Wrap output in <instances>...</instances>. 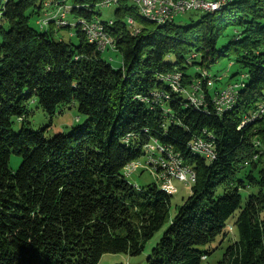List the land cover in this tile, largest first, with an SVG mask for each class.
I'll use <instances>...</instances> for the list:
<instances>
[{"label": "trees", "instance_id": "trees-1", "mask_svg": "<svg viewBox=\"0 0 264 264\" xmlns=\"http://www.w3.org/2000/svg\"><path fill=\"white\" fill-rule=\"evenodd\" d=\"M44 2L0 0V264H97L108 252L139 254L166 222L147 264H203L213 250L206 246L232 217L237 236L215 264H264V0H239L189 24L140 18L133 27L126 17L136 10L119 7L110 32L120 67L78 26V43L56 37L53 24L70 27L68 20L33 24ZM230 27L242 31L218 46ZM223 57L249 79L231 86L235 98L220 111L215 98L230 86L214 95L204 80L195 96L185 84L189 68ZM176 71L179 86L167 79ZM33 98L50 116L77 103L86 118L48 136L25 118ZM201 136L218 156L195 151L191 142ZM154 137L196 170L173 214L172 191L156 182L137 187L125 172ZM12 152L23 156L16 170Z\"/></svg>", "mask_w": 264, "mask_h": 264}, {"label": "rangeland", "instance_id": "rangeland-1", "mask_svg": "<svg viewBox=\"0 0 264 264\" xmlns=\"http://www.w3.org/2000/svg\"><path fill=\"white\" fill-rule=\"evenodd\" d=\"M74 1L76 3H74ZM47 0V6L44 7L40 15H35L32 19L31 22L33 24H36L37 20L39 19H44L47 17L45 20L48 21L49 23L54 20L56 22V16L54 17L55 13L57 15L59 6L64 5L68 6L71 10V12L68 9V16L67 20L68 22L66 24H71L70 27H61L64 26H57L53 24V27L55 29V34L56 37H63L66 40H71L74 43H78L79 37L77 35V30L82 29L84 32L85 36L88 38L89 31L83 29L82 22H80L81 16H76L74 13V8L72 10V6H78L80 8H85L90 15L88 16V23H91L92 21H95V19H100L101 21L103 20H108L107 23L104 21V28H100L96 30V33L101 34L102 32H107L109 35L114 40V45L116 47H113L109 45L107 48L100 50L102 52V56L109 61L112 62V64L115 67H120L122 66V55L119 51H117V41L114 36H112L110 32V27L114 24V18H115V10L118 9L119 7H126L127 5H131L132 8L136 10V13L133 15H128L126 17L127 23L130 27H133V23H137V19L144 18L151 20L146 16V12L143 9V5L140 4L138 0H117L116 2L114 0L111 1L110 5H105L104 3L100 4L99 2H96L95 4H91L89 2H85L82 0ZM104 1V0H103ZM239 1V0H233L231 3H229L226 7V10L232 8L234 4ZM49 2V4H48ZM52 2V4H50ZM230 2V1H229ZM76 4V5H75ZM227 4V3H226ZM54 6L53 8L50 9L49 6ZM77 7V8H78ZM225 7H221L224 9ZM217 9L214 11H208V10H203V9H197V10H191L187 11L181 15H179L175 21L179 24H189L193 23L199 19L208 12H217L222 9ZM47 10V11H46ZM53 13H52V12ZM47 12V13H46ZM47 14V15H46ZM51 17V18H50ZM54 17V18H53ZM132 17L134 19L133 23L129 22V18ZM50 18V19H48ZM89 20L91 22H89ZM154 21V20H151ZM172 21V20H171ZM170 21V22H171ZM43 22V23H45ZM46 22L45 25H48L49 23ZM169 22V21H168ZM57 23V22H56ZM158 23V22H157ZM166 23V22H165ZM6 24V23H5ZM89 25V24H86ZM8 26V24H6ZM78 26V28L76 27ZM101 29V30H100ZM240 31H242L241 27H230L227 29L225 34L220 38L218 46L222 47L225 44H228L231 39H233ZM88 33V34H87ZM110 38V37H109ZM195 71H200V73L203 74V76L196 77L197 73ZM244 69H240V67L235 64V60L230 57H223L219 62L212 64L209 66V68H203L196 66V67H191L189 68V73L192 74V83H199V81H206L208 79H213L214 83L211 85L212 90L215 91L214 95H216L219 90L223 88H227L228 86L233 85L235 89L242 88L243 87V81L247 82L248 81V76L246 74H243ZM166 73V72H165ZM163 74V73H162ZM206 74V75H205ZM179 76V77H178ZM233 76V77H231ZM168 80L172 83H176L179 85L182 82V72L181 71H176L175 73H171L167 76ZM170 78V79H169ZM173 78V79H172ZM178 78V79H177ZM177 82H176V81ZM180 80V82H179ZM179 82V83H178ZM175 84V85H176ZM230 88V87H228ZM227 88V89H228ZM188 91H190L191 94L196 95H201L199 92H193L191 89L186 88ZM232 90V89H231ZM186 93L185 91L181 90L179 94ZM156 95L154 94V99H156ZM188 95V94H187ZM235 97V96H234ZM195 101H199L197 98H194ZM143 100V99H142ZM149 101V99H147ZM153 102V101H152ZM150 104H153V103ZM163 102V101H162ZM261 104H264V102L260 103L258 108L261 106ZM165 110L168 111L166 108V102H164ZM225 106H221L219 110L224 111L226 109ZM29 111L26 114V120L29 122L28 124L32 126L35 129H39L41 127H45L47 129L46 134L48 136H52L58 132L64 131L68 132L72 129V126L74 124H77L78 122H82L85 120L86 116L79 111L77 103L71 104L69 106H64L62 112L60 110L53 116H50L48 113H46L42 107L39 105L37 102L36 98H33L29 102ZM223 108V109H222ZM261 110V108H260ZM264 115V112L262 116ZM261 117V116H259ZM257 117V118H259ZM23 118V117H22ZM255 118V119H257ZM254 119V120H255ZM21 126V121L16 120L15 122V129L18 130ZM199 139V138H198ZM155 140V141H154ZM197 140V139H196ZM196 142V143H195ZM203 142V143H202ZM192 146L197 152H202L201 147L206 143L207 145L209 141L207 139L195 141V139L191 142ZM200 144V145H199ZM164 147L165 144L159 141L157 137H154L153 141L151 140L144 148V153L137 159L132 160L131 162H137L138 166L136 169L133 171L130 170L128 167H126V174L128 175L127 178L130 182L133 184L139 186H145L150 183H158L160 186H164L166 189L170 190L173 192L172 196V214L175 213L177 206L182 204L184 199L191 193V188L194 183V181H189V182H182L177 180V178H174L171 181L165 182L162 180H158L157 178V170L148 163V153L151 151H157V147L159 146ZM198 147V148H196ZM210 147L213 148L214 151H216L215 146L210 145ZM150 151V152H149ZM23 160V156L12 152L11 154V159H10V167L14 170L18 169L19 166L21 165V162ZM235 217H232L229 221L227 226L224 228V230L219 233L207 246L206 248L213 249L212 252L208 255V258L204 260L203 264H215L219 259L222 258L224 251L226 248L231 244L236 236H237V229L233 228L232 223L234 222ZM168 227V223L166 222L164 225H162L154 234V236L147 242L145 249L139 253V254H128L125 252H108L105 253L100 261L97 264H147V258L149 254L151 253V250L154 245L157 244V242L160 240V238L163 236L165 230Z\"/></svg>", "mask_w": 264, "mask_h": 264}, {"label": "bare ground", "instance_id": "bare-ground-1", "mask_svg": "<svg viewBox=\"0 0 264 264\" xmlns=\"http://www.w3.org/2000/svg\"><path fill=\"white\" fill-rule=\"evenodd\" d=\"M111 1L112 0H104L103 3L105 5H110ZM114 1L116 2L117 0H114ZM138 1L140 2L141 5H143V9L146 12V16L149 17L150 19L162 22V21H166V20L175 19V18H177L179 16V15H168L167 17L162 16V15H160V13H158V11H153L152 9H148L146 7V5L144 4L143 0H138ZM229 1H232V0H217L216 2L212 3L210 6H202V7L195 8L194 10L203 9V10H208V11H214V10L220 9L224 4L228 3ZM48 4H49V2H48ZM50 4H52V2ZM68 9H69V7L65 6V13H68ZM66 16H68V14H64V10H58L57 15H56V13L54 15V17L57 19V21L59 23L67 22V17ZM46 18H44V19H46ZM50 18H48V19H50ZM80 21L82 22V24H84L83 25L84 29L89 31V35H88L89 40L94 41L95 43L97 42V44L99 45L100 48H105L107 46V43L105 41H101V40H105V35H106V37H109L107 32H105V31L102 32V30L100 29L101 30V34L98 35V33H96V30L99 29V27L102 28V29L105 27L104 24H103V21H101L100 19H95V21H92V22L89 20V22H91V23H88V20H86V19H81ZM133 21H134V19L132 17H130L129 18V22L133 23ZM86 24H89V25H86ZM132 26H134V23H133ZM105 29L106 28H104V30ZM110 41H111V39L109 38V43H110ZM171 81H173V80H171ZM179 82H180V80H179ZM173 84H174V86H179L176 83H173ZM175 88L176 87H174V89ZM233 89L234 88H232L230 86V88L224 89L222 91V93L219 95L218 98L227 97V99L224 102H222L221 104H219L218 108H220L221 106H226L228 103L233 101V99L235 98L234 97L235 96V92H234ZM203 138H204V136L202 138H199V139L197 138V140L195 139V141H199V140L201 141V140H203ZM153 139H152V141H153ZM159 141H160V139H159ZM209 141H211V139ZM208 144L213 146V144L211 142H209ZM170 147H173V146L171 144H165L164 147H162V146L157 147V151H151V152L149 151L150 153H148L149 154L148 155V163L151 164L158 171V173H160V175H161L160 180L168 182V181L173 180L174 178H177V169H181L182 168V174H183L184 178L186 179V182L195 181L196 180V170L193 168V166H191V164H190V168L189 167H184V162H186V161H185L184 157L182 156V154L180 152H178L177 150H175V149H171ZM193 147H195V146H193ZM196 148H198V147H196ZM198 150H199V148H198ZM200 150H202L203 154L206 157H208L209 159H212V158L215 157L213 148L210 147L209 145H207L206 143L201 147ZM134 163H135V165L137 167L138 166L137 162H130V164L128 166H132ZM130 170H132V169H130ZM168 192H170V191H168ZM170 193H173V192H170Z\"/></svg>", "mask_w": 264, "mask_h": 264}, {"label": "built area", "instance_id": "built-area-1", "mask_svg": "<svg viewBox=\"0 0 264 264\" xmlns=\"http://www.w3.org/2000/svg\"><path fill=\"white\" fill-rule=\"evenodd\" d=\"M143 1L148 9H152L153 11H158L160 15L167 17L168 15H181L187 11L194 10L195 8H198V7L210 6L212 3L216 2L217 0H143ZM101 2H103V0ZM44 6H47V0H45ZM49 7L51 9L54 6H49ZM59 10H64V14H69V13H65V4L62 6H59ZM101 41H105L107 43V47L111 45L109 43V37H106V35H105V40H101ZM113 47H116V46H113ZM213 83H214V80L212 78L206 80V84L209 87H211ZM185 87L191 89L193 92H199V93L204 94L203 89H202L203 81H199V83H191L189 85L185 84ZM215 99H216V104H221L227 99V97L215 98ZM259 108L262 109V114H263L264 104H261ZM170 148L175 149L173 147H170ZM214 154H215V157L218 156L216 151H214ZM127 167L129 169H133V171L136 169L135 163L132 166H127ZM184 167L190 168V164L187 162H184ZM157 178L158 180L161 178V175L158 172H157ZM177 180L186 183V179L184 178L182 174V168L177 169Z\"/></svg>", "mask_w": 264, "mask_h": 264}]
</instances>
